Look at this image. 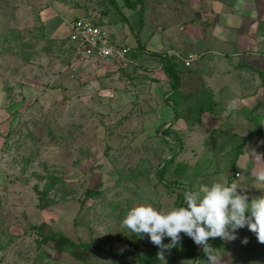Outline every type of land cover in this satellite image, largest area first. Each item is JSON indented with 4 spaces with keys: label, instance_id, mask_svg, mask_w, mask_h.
Wrapping results in <instances>:
<instances>
[{
    "label": "rangeland",
    "instance_id": "1",
    "mask_svg": "<svg viewBox=\"0 0 264 264\" xmlns=\"http://www.w3.org/2000/svg\"><path fill=\"white\" fill-rule=\"evenodd\" d=\"M171 1L140 0L131 9L124 0H0V264H117L94 247L87 250V261L70 251H57L54 242L44 239L50 231L75 243L112 248L133 264L143 261V254L148 259L142 264H190L177 253L183 233L175 247L162 250L146 234L139 238L131 233L121 220L132 206L152 203L169 210L183 203L185 190L228 183L232 177L234 146L247 132L231 134L236 135L234 140L225 134L242 124L243 115L235 117L237 108L224 106L195 111L202 90L212 91L208 85L215 80V59L184 68L190 86L196 80L201 89H193L187 102L179 98L178 119L164 128L134 103L139 99L137 86L146 84L145 76H136L144 74L129 70L135 65L98 70L117 71L105 77L115 83L114 96H102L105 81L93 86L85 79L96 71L83 68L76 75L63 71L71 48L65 37L58 42L49 37L42 22L43 13L48 31L67 32L64 19L89 18L111 36L125 32L127 44L133 46L137 38L138 43L147 42L155 29L156 9L167 12L162 6ZM210 5L211 0H202L204 10ZM197 7L193 16L200 14L203 20L209 11L199 12ZM218 17L217 23L232 19ZM202 36L209 41L210 31ZM57 64L62 73L54 78ZM260 88H254V94L262 99ZM259 138L245 145L243 165L236 167L238 185L249 200L264 195V183L255 179V172L264 170V140ZM167 161L162 182L158 171ZM244 238L247 243H241ZM211 240L216 264H264V254L258 253L264 244L247 227L237 230L235 240ZM161 251L164 258L158 257ZM197 264H207L205 254Z\"/></svg>",
    "mask_w": 264,
    "mask_h": 264
},
{
    "label": "crops",
    "instance_id": "2",
    "mask_svg": "<svg viewBox=\"0 0 264 264\" xmlns=\"http://www.w3.org/2000/svg\"><path fill=\"white\" fill-rule=\"evenodd\" d=\"M192 3L195 4L192 5ZM201 5L202 0H172L171 3L162 6L168 10L167 12L164 13V10L160 8L156 9L157 14L153 16L155 29L148 36L145 44L138 43V38H134L136 43L133 46L128 45V35L123 30V35L115 31L113 36L110 35V38L116 44L129 47L130 55L134 54L136 65L129 70L144 74L136 76L146 77V84L137 86L136 90L137 94H139V99L134 101V103H138L144 114L148 113L149 118H155L158 126L160 124L164 125V128L170 126L172 122L176 121V114L172 101L167 102V99L172 96V93L169 92L168 79L161 67L162 64L159 61V57L153 54H159L166 50H175L181 53L201 52L205 53L204 56L191 68L197 65H206L207 59H215L213 66L216 69H213L212 73L215 76V80L213 84L208 85L210 89L207 88L210 91L212 90V101L215 108L223 106L230 109L237 108L234 113L235 117L239 115L244 117V120L241 121L243 125L236 124L235 129L230 132L228 130L225 136L228 135L229 138H232V136L236 137V135L231 134L239 132L242 134L247 132L248 134L254 128L250 120L252 111H257V114H264V0H211L209 12ZM196 6L199 7V12H208V16H204L206 18L203 20L200 18V14L193 16V9ZM219 15L224 16V18L232 16V19L229 22L223 19L222 22L217 23ZM164 17L166 18L163 20L164 23H160L159 19ZM67 21L70 20L64 19L62 22V26L66 29L65 22ZM42 22L49 37H53L57 42L62 37H65L66 40L68 30L67 32L60 30L48 31L45 25V23H48V18H43V13ZM93 22L98 24L96 20ZM207 30L210 31L209 41L204 40L202 36L207 33ZM67 47L71 48V54L69 63L63 68V71H69L71 74L76 75L83 68L76 66L75 71L72 73L70 69L72 66L73 48L68 42ZM138 48L141 49V51H137L138 53L132 51V49L137 50ZM59 66V64L55 66L54 78L59 77L62 73ZM181 66L183 67L182 64ZM191 68L185 69L190 70ZM107 72H114L112 73L114 75L117 71ZM107 72H91L85 79H89L93 86H96L97 82V85H101L100 83L105 81V83H102L103 89H101L100 95H107L109 98L114 96L116 89H111L115 83L110 82L108 80L110 78L105 79L106 76L112 77ZM118 73L116 76H118ZM132 76L134 77V74ZM182 79L183 85L180 90L182 98L180 100H184V102L186 100L187 102L193 89H201V83L199 84L194 80L193 82L191 81L192 84L190 86L189 81H186L184 72L182 73ZM256 87H261L262 99H259V95L254 94L256 92L254 88ZM155 107L158 111L153 112ZM237 112L240 113L237 114ZM178 122L181 124L182 120ZM263 135L259 139L264 140ZM242 155L238 159L236 167L243 165L241 164L243 163Z\"/></svg>",
    "mask_w": 264,
    "mask_h": 264
},
{
    "label": "clouds",
    "instance_id": "3",
    "mask_svg": "<svg viewBox=\"0 0 264 264\" xmlns=\"http://www.w3.org/2000/svg\"><path fill=\"white\" fill-rule=\"evenodd\" d=\"M250 154L261 160L259 154ZM255 179L264 183V170L255 172ZM231 181L212 182L202 190H185L183 205L169 210L158 209L152 203L132 206L121 224L139 238L146 234L150 243L162 250L175 247L183 233L201 247L207 264H216L215 250L207 242L209 238L232 241L237 238L238 229L247 227L258 242L264 243V195L249 200L237 179ZM165 238L166 244L162 243ZM241 243H247V238ZM158 257L164 258L163 251Z\"/></svg>",
    "mask_w": 264,
    "mask_h": 264
},
{
    "label": "trees",
    "instance_id": "4",
    "mask_svg": "<svg viewBox=\"0 0 264 264\" xmlns=\"http://www.w3.org/2000/svg\"><path fill=\"white\" fill-rule=\"evenodd\" d=\"M124 2L129 8L135 9L137 4L140 2V0H124ZM140 10L142 14V8ZM142 20L143 18H141V21ZM153 55L159 57V61L161 62L162 68L164 70V74L166 75L168 79V82L170 85L169 92L172 93V96L169 99H167V102L172 101L174 105L176 119H178L177 109L180 106L179 98H182L180 94V90L183 85L182 73L184 72V68L181 66L179 62L175 61L174 59L163 58L160 53L159 54L155 53ZM202 95H203V97H201L202 99L199 98V100H197V106L195 107V111H198V112L213 111L215 109V105L212 101V93L209 92L208 90L203 89ZM175 97L177 99H175ZM250 120L252 121L254 125L253 130H251L244 138H242L241 140L235 143L234 155H233V158L230 159L233 173L231 175L232 177H229L228 183H231V180L234 177V174L237 173L236 172L237 171V168H236L237 160L243 154L245 145L249 141H251L254 137L262 136L264 134V114H257L256 111L254 110L251 113ZM162 133L167 134L168 131L164 129ZM234 138H237V137H232L233 140ZM168 162L169 161L163 164L158 171V177L162 182H164L165 180L164 177H165V174L167 173L168 166H169ZM86 195L92 196V191H87ZM41 198L42 196L39 197L40 200ZM179 204H180L179 206L183 205L182 202ZM44 239L51 240L52 242H54V247L57 251H61L63 249L66 251H70L71 254H73V256H75L77 259H80L82 261L88 260L87 250L94 247L97 250L103 252L105 255L112 256L113 260L117 264H133V263H130L129 260H127L123 255L118 254L116 251H114V249L112 248L107 250L106 248L99 246L95 243H85V242L75 243L71 239L66 237L63 233H60V232L50 231L48 232V234L46 235L44 234ZM211 239L212 238H209V240L207 241L209 245L212 241ZM139 253L140 251L137 252L136 254L139 255ZM177 253H178L179 258L186 260V261H190V264H197L200 261V259H202V257L204 256V252L202 251L201 247L195 245L193 241L184 234H183L182 246L180 249H177ZM258 253L264 254L263 245ZM141 258L143 259V261L148 259L146 254H143ZM143 261L141 260L139 264H142Z\"/></svg>",
    "mask_w": 264,
    "mask_h": 264
},
{
    "label": "built area",
    "instance_id": "5",
    "mask_svg": "<svg viewBox=\"0 0 264 264\" xmlns=\"http://www.w3.org/2000/svg\"><path fill=\"white\" fill-rule=\"evenodd\" d=\"M65 25L68 30L66 40L73 48L70 69L72 73L75 71L76 66L98 71L107 67L125 70L130 65H136L130 55V48L114 43L110 38V34L95 24L92 19H75L65 22ZM160 54L163 58L174 59L185 68H191L205 53H181L175 50H166ZM128 84V88L133 93L134 89L131 82L128 81ZM233 179H237L238 183L240 173L237 172Z\"/></svg>",
    "mask_w": 264,
    "mask_h": 264
}]
</instances>
